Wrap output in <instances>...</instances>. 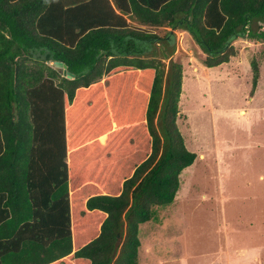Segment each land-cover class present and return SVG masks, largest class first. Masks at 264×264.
Segmentation results:
<instances>
[{
    "label": "trees",
    "instance_id": "obj_1",
    "mask_svg": "<svg viewBox=\"0 0 264 264\" xmlns=\"http://www.w3.org/2000/svg\"><path fill=\"white\" fill-rule=\"evenodd\" d=\"M254 21L264 0H0V264H137L138 226L194 159L180 64L162 89L154 56L173 33L139 25L186 31L213 67L264 39Z\"/></svg>",
    "mask_w": 264,
    "mask_h": 264
},
{
    "label": "rangeland",
    "instance_id": "obj_2",
    "mask_svg": "<svg viewBox=\"0 0 264 264\" xmlns=\"http://www.w3.org/2000/svg\"><path fill=\"white\" fill-rule=\"evenodd\" d=\"M190 38L173 32V48L165 40L153 46L162 89L169 64H180L175 122L194 159L172 202L138 226L137 264H264V39L238 38L227 62L206 67ZM124 231L122 222L117 248Z\"/></svg>",
    "mask_w": 264,
    "mask_h": 264
},
{
    "label": "crops",
    "instance_id": "obj_3",
    "mask_svg": "<svg viewBox=\"0 0 264 264\" xmlns=\"http://www.w3.org/2000/svg\"><path fill=\"white\" fill-rule=\"evenodd\" d=\"M124 19H125V21L126 22H128V23H130V24H132V25H136V22L134 21V19H133V17H134V15H133V13H131V12H129L128 14H123V15H121ZM139 27H141V28H145V29H153L154 27H152V26H142V25H139ZM156 28H163V29H166V31H169V32H171V33H173V32H181V33H183L184 35H187L189 38H190V36H189V34L186 32V31H184V30H180V29H172V28H170V27H156ZM191 39V38H190ZM192 40V39H191ZM195 45V44H194ZM195 47H196V45H195ZM222 64V63H221Z\"/></svg>",
    "mask_w": 264,
    "mask_h": 264
},
{
    "label": "water",
    "instance_id": "obj_4",
    "mask_svg": "<svg viewBox=\"0 0 264 264\" xmlns=\"http://www.w3.org/2000/svg\"><path fill=\"white\" fill-rule=\"evenodd\" d=\"M53 65L56 66V67L61 68V72H62L63 76H66L67 78L72 77V75L69 72L66 71L65 65L62 62L54 61Z\"/></svg>",
    "mask_w": 264,
    "mask_h": 264
}]
</instances>
